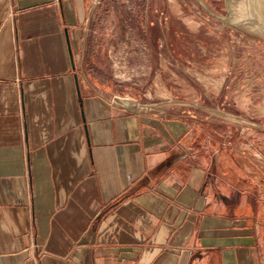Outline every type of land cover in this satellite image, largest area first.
<instances>
[{"label":"crops","instance_id":"0c3cea01","mask_svg":"<svg viewBox=\"0 0 264 264\" xmlns=\"http://www.w3.org/2000/svg\"><path fill=\"white\" fill-rule=\"evenodd\" d=\"M95 4L0 0V264H264V204L212 200L191 121L88 65Z\"/></svg>","mask_w":264,"mask_h":264},{"label":"rangeland","instance_id":"374dc122","mask_svg":"<svg viewBox=\"0 0 264 264\" xmlns=\"http://www.w3.org/2000/svg\"><path fill=\"white\" fill-rule=\"evenodd\" d=\"M95 2L88 65L105 72L116 93L191 121L212 200L246 196L261 207L264 34L248 17L264 20V0Z\"/></svg>","mask_w":264,"mask_h":264},{"label":"bare ground","instance_id":"6f19581e","mask_svg":"<svg viewBox=\"0 0 264 264\" xmlns=\"http://www.w3.org/2000/svg\"><path fill=\"white\" fill-rule=\"evenodd\" d=\"M231 12V11H230ZM249 19V23H255L254 25L256 26V28L262 33L264 34V20H262V17H258V19H256L254 17V21L252 20L253 18L252 17H248Z\"/></svg>","mask_w":264,"mask_h":264}]
</instances>
